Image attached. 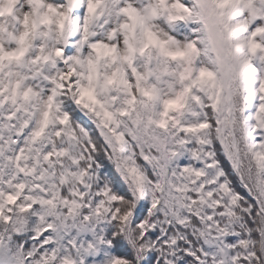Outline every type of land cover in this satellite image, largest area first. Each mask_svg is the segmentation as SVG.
<instances>
[{
	"label": "snow or ice",
	"instance_id": "1",
	"mask_svg": "<svg viewBox=\"0 0 264 264\" xmlns=\"http://www.w3.org/2000/svg\"><path fill=\"white\" fill-rule=\"evenodd\" d=\"M0 264H264V0H0Z\"/></svg>",
	"mask_w": 264,
	"mask_h": 264
}]
</instances>
